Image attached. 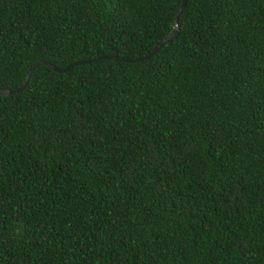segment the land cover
Segmentation results:
<instances>
[{"label": "trees", "instance_id": "16d2710c", "mask_svg": "<svg viewBox=\"0 0 264 264\" xmlns=\"http://www.w3.org/2000/svg\"><path fill=\"white\" fill-rule=\"evenodd\" d=\"M181 1L0 0V89L146 55ZM178 25L0 94V264H264V0Z\"/></svg>", "mask_w": 264, "mask_h": 264}, {"label": "water", "instance_id": "95a60500", "mask_svg": "<svg viewBox=\"0 0 264 264\" xmlns=\"http://www.w3.org/2000/svg\"><path fill=\"white\" fill-rule=\"evenodd\" d=\"M185 4H186V0H182L178 10L176 11V13L174 15V26H173L172 30L162 40H160L158 43H156L153 46V48L151 49V51L148 54H146V55H143V56H140V57H136V58H120V57H116V56H100V57H97V58H94V59L78 60V61H75V62L67 65L65 68H61V69L56 67V66H54L53 64H51L48 61L39 60V61L35 62L34 64H32L27 69L26 74L24 76V79L22 80L21 84L17 88H14L12 90L6 89V88H1L0 89V94L1 95H10V94H14L16 92L21 91L25 87V85L27 84L32 70L35 69L36 67H38L39 65H42V64L49 66L50 68H52L54 71H56L58 73H63V72L68 71L69 69H71L72 67H74L76 65L92 63V62H95V61H97L99 59H110V60H115V61H119V62H135V61L148 59L151 56H153L157 52V50L164 43H166L169 39H174L176 37V35L178 34V32L180 30L179 25H178V18H179V15H180L181 11L183 10Z\"/></svg>", "mask_w": 264, "mask_h": 264}]
</instances>
